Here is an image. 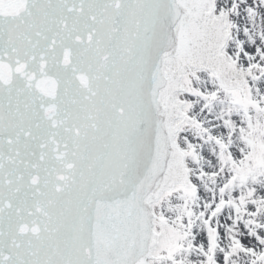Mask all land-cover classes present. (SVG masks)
Returning <instances> with one entry per match:
<instances>
[{
    "label": "snow or ice",
    "instance_id": "1",
    "mask_svg": "<svg viewBox=\"0 0 264 264\" xmlns=\"http://www.w3.org/2000/svg\"><path fill=\"white\" fill-rule=\"evenodd\" d=\"M242 7L0 0V264H188L193 249L206 264L241 254L264 264L256 220L228 217L230 231L244 235L231 236L228 249L220 243L224 229L213 221L224 199L199 213L206 231L191 230L202 178L230 166L224 193L264 145V94L256 99L250 82L264 77V47L234 40ZM218 102H244L246 122L228 110L206 126ZM230 130L244 134L248 151L220 135ZM209 141L224 151L208 152ZM202 155L220 166L193 175ZM259 191L251 204L234 191L244 205L233 199L234 211L259 216ZM173 199L183 204L170 216Z\"/></svg>",
    "mask_w": 264,
    "mask_h": 264
},
{
    "label": "rangeland",
    "instance_id": "2",
    "mask_svg": "<svg viewBox=\"0 0 264 264\" xmlns=\"http://www.w3.org/2000/svg\"><path fill=\"white\" fill-rule=\"evenodd\" d=\"M238 3L243 5L242 9H238L239 15L234 17V24L238 25V27L233 29V36H235L234 40H239L242 37L247 42L248 38L251 37L258 41H261V46L264 47V37L261 36V33H264V0H238ZM249 8H254L255 12H250ZM242 17V18H241ZM247 29V33L245 34L244 30ZM260 40V41H259ZM253 85V91L255 93V98L260 99L261 94H264V77L259 81H251ZM199 87H206L205 82H201ZM259 88V92H255L256 88ZM193 103H196L195 101ZM230 110L233 116H239L243 121L246 122L247 118V110L246 104L244 102L237 103H228L221 104L217 103L216 106L212 109L214 113L211 118V122H208L206 126L214 127L219 126L220 122L217 119L222 112ZM260 119L264 121V113L259 114ZM227 118V116H225ZM208 121V118H204ZM186 131H190L193 135L196 134V129L188 128ZM220 135L225 139L228 143H234L237 147L244 148L245 151H248V148L245 143L244 134L237 132L235 135L230 133L225 135L224 133H220ZM264 135V134H262ZM204 148L207 149L208 152L216 153L219 155L223 149H218L217 145L211 141L204 145ZM199 150V149H198ZM194 168L198 167L201 169H205L208 171H215L220 165L218 163H214L209 157L201 156L199 163L192 165ZM233 169L229 166L225 169V173L220 174L219 177L212 178L211 176H204L201 181V187H203L205 191V196L200 197L198 199L194 198V203H190L189 206L195 209V215L192 217L193 226L192 232L194 234H198L199 232L206 231V225L204 220L207 219V216L200 217L199 213L201 211L210 212L211 209H207L205 207V203L213 202L214 198L216 201L220 199H224L228 201V203L224 206V209L221 213H218V216L213 221L214 226H219L224 229V236L218 237L220 243L223 245L225 249H228L232 245V241L230 239L233 235H244L242 230L230 231V228L235 229L237 225L235 223L229 225L228 217H233L236 220L248 221V220H259L264 225V208H261L259 216H251L244 214L243 211L237 213L234 211L231 201L236 199V203L240 204L239 198L234 196V191H239L241 195H243L249 204L252 203L253 200L259 201L261 198V193L259 190L264 189V145L258 147L256 154L253 158L251 165L246 168L243 172L245 176L244 180L237 179L236 182L230 186L224 193L219 192V188L221 187V183L227 181V174H230ZM256 189V193L253 196H248L250 190ZM172 204L175 208L176 205H182L183 201L173 199ZM241 210L244 208L243 204H240ZM179 212L178 208H175L174 211L170 212V216H175ZM246 227L249 230L255 229L254 224H246ZM261 235H264V231L261 232ZM225 236L228 237L225 239ZM193 236L190 235L188 241L185 243L192 241ZM199 243V241H197ZM219 251V249H217ZM264 250V249H260ZM193 254L196 256L195 260H192L191 257L187 256L185 253V258L188 264H206L205 259L203 258L202 253L199 252L198 249H193ZM252 257L247 254H241L236 257L229 264H250Z\"/></svg>",
    "mask_w": 264,
    "mask_h": 264
},
{
    "label": "bare ground",
    "instance_id": "3",
    "mask_svg": "<svg viewBox=\"0 0 264 264\" xmlns=\"http://www.w3.org/2000/svg\"><path fill=\"white\" fill-rule=\"evenodd\" d=\"M234 22V21H233ZM234 38H235V36H233ZM211 127V126H210ZM192 168H193V175H197V174H199L200 173V169L198 168V167H196V168H194L193 166H192ZM207 203H205V205H206ZM256 221H258L261 225H262V222L261 221H259V220H256Z\"/></svg>",
    "mask_w": 264,
    "mask_h": 264
}]
</instances>
